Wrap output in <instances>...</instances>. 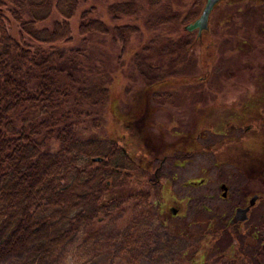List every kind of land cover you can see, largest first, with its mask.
<instances>
[{"label": "trees", "instance_id": "obj_1", "mask_svg": "<svg viewBox=\"0 0 264 264\" xmlns=\"http://www.w3.org/2000/svg\"><path fill=\"white\" fill-rule=\"evenodd\" d=\"M90 1L0 0V264L20 256L42 262L81 227L152 206L156 180L142 166L150 145L140 163L111 136L83 135L86 126L101 128L109 101L106 65L97 70L96 61L129 66L146 88L182 83L188 49L199 44L185 27L199 3L181 10L163 0H105L102 14V0ZM142 36L119 62L129 40ZM107 37L116 56L103 45ZM144 96V104L168 98Z\"/></svg>", "mask_w": 264, "mask_h": 264}, {"label": "rangeland", "instance_id": "obj_2", "mask_svg": "<svg viewBox=\"0 0 264 264\" xmlns=\"http://www.w3.org/2000/svg\"><path fill=\"white\" fill-rule=\"evenodd\" d=\"M163 1L184 10L195 0H180L182 5L176 0ZM197 1L199 17L206 0ZM106 3L110 1L97 3L102 14ZM142 4L147 10L145 2ZM140 17L145 19L147 15L142 13ZM208 26L209 31L198 38L199 44L188 49L191 72L185 73L188 77L182 83L160 82L146 88L129 66L119 67L114 59L102 64L96 61L97 70L102 71L106 65L104 82L109 101L101 110V128L86 126L83 135L111 136L136 162L147 154L145 144L156 149L158 153L142 164L151 175L156 172L157 180L149 188L152 206L81 227L52 257L33 264H247L244 255H248V248H216L220 228L216 218L231 217L238 202L220 199L219 181L235 170L230 165L216 169L215 162L218 158L228 159L235 148L241 152L245 141H238L239 147L228 146L226 141L224 149L215 153L207 146L217 142L224 131L246 139L243 131L247 115L241 109L242 103L248 94L255 97L263 93L264 97V0H225L210 14ZM189 33L197 40L196 31ZM145 41V36L131 38L125 58L118 61L129 59ZM109 44L107 37L103 45ZM109 51L118 54V48L111 44ZM146 92L148 97L151 92L168 98L144 104ZM231 124L238 129L231 128ZM255 138L252 158L258 163L259 134ZM186 148L195 150L185 166L175 167L170 160L158 170L161 158L180 156ZM156 156L158 160L154 161ZM245 181L242 176L235 178L244 194L250 190L260 192L258 183ZM234 189L239 195L235 187L231 196ZM171 208L176 215H172ZM246 235L238 234L239 244L243 245ZM228 239L227 235L219 241L226 244ZM231 244L235 245L233 240ZM4 264L32 263L20 256Z\"/></svg>", "mask_w": 264, "mask_h": 264}, {"label": "flooded vegetation", "instance_id": "obj_3", "mask_svg": "<svg viewBox=\"0 0 264 264\" xmlns=\"http://www.w3.org/2000/svg\"><path fill=\"white\" fill-rule=\"evenodd\" d=\"M201 38V37H200ZM253 97V98H249ZM243 113L246 116L247 124L244 126V136L246 139L236 137L233 133L231 135L229 131H224L221 133V138H217L218 141L208 145L207 150L213 151L215 153L217 150L224 149V142L228 141L227 145L243 143L245 141V149L239 152L235 148L234 153L230 154L228 159L218 158L215 162V168L220 169L226 165H230L234 168L235 173L230 174L227 178L219 181V188L221 190L220 199L222 201H229L233 199L238 202L237 206H234V212L231 217H218L219 234L216 241V248H248V255H244L247 259V264H264V97L263 93L261 95L253 94L247 96V100L242 103ZM233 129H238V127L230 125ZM229 126V127H230ZM259 134L260 143L259 147L261 149H256L260 154V158L257 159L259 162H254L252 156L254 153V141L255 137ZM198 138L200 136L197 135ZM203 139V138H202ZM238 141H240L238 143ZM231 143V144H230ZM195 149H185L180 151L181 155L173 158L163 157L158 166V170L163 167L166 163L171 160V163L175 167H183L189 161V157L193 155ZM178 151V150H177ZM198 152V151H197ZM158 152L156 149L152 148V153L150 156H155ZM169 156V154H168ZM160 158V157H159ZM154 161L158 160L156 156ZM154 178H156V172L154 173ZM237 176H242L246 181L245 184L258 183L260 187V192L251 191L244 194L243 189L239 188L237 182L235 183V178ZM254 180V181H252ZM237 187L239 190V195H237L236 189L233 191L231 196V190ZM254 200V201H253ZM246 213L237 214L238 209H246ZM226 219V220H225ZM248 225L244 228L245 224ZM247 234L244 238V243L241 245L238 241V234ZM226 234L225 236H223ZM227 243H221V237H227ZM234 235V236H233ZM233 236V239H231ZM235 237V238H234ZM231 240L234 241L235 245L231 244ZM229 241V242H228ZM237 250H234L236 253ZM235 257V256H234Z\"/></svg>", "mask_w": 264, "mask_h": 264}, {"label": "water", "instance_id": "obj_4", "mask_svg": "<svg viewBox=\"0 0 264 264\" xmlns=\"http://www.w3.org/2000/svg\"><path fill=\"white\" fill-rule=\"evenodd\" d=\"M221 1H223V0H206L199 17L194 22L187 25L185 27V30L187 32L196 31L197 36L200 38L202 33L208 30V22H209L210 14L212 13L215 6L217 4H219ZM99 161H101L100 158H94L93 159V162H99ZM170 211H171L172 215H176L175 209L171 208ZM247 211H248V208H246L244 210L238 209L236 213L237 214L246 213Z\"/></svg>", "mask_w": 264, "mask_h": 264}]
</instances>
